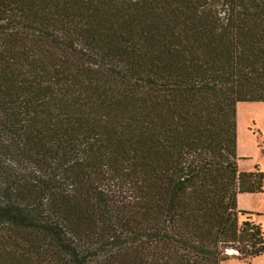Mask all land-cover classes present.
Returning <instances> with one entry per match:
<instances>
[{
  "label": "trees",
  "instance_id": "1",
  "mask_svg": "<svg viewBox=\"0 0 264 264\" xmlns=\"http://www.w3.org/2000/svg\"><path fill=\"white\" fill-rule=\"evenodd\" d=\"M239 103H264V0H0V264L263 255Z\"/></svg>",
  "mask_w": 264,
  "mask_h": 264
},
{
  "label": "rangeland",
  "instance_id": "2",
  "mask_svg": "<svg viewBox=\"0 0 264 264\" xmlns=\"http://www.w3.org/2000/svg\"><path fill=\"white\" fill-rule=\"evenodd\" d=\"M237 135L240 171L251 172L258 167L264 174V103L238 104ZM237 208L253 212L255 216H251V219L260 224L264 231V191L261 194L238 195ZM247 217L239 215L240 222ZM222 264H264V254L252 260L230 259Z\"/></svg>",
  "mask_w": 264,
  "mask_h": 264
},
{
  "label": "crops",
  "instance_id": "3",
  "mask_svg": "<svg viewBox=\"0 0 264 264\" xmlns=\"http://www.w3.org/2000/svg\"><path fill=\"white\" fill-rule=\"evenodd\" d=\"M257 216H261V215H257ZM257 216H256V217H257ZM253 221H254V219H253ZM254 222H256V221H254Z\"/></svg>",
  "mask_w": 264,
  "mask_h": 264
}]
</instances>
